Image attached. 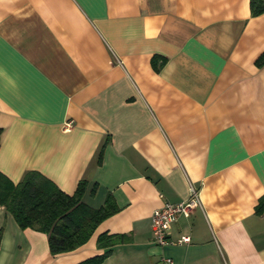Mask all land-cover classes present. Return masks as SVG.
Here are the masks:
<instances>
[{
    "label": "crops",
    "instance_id": "1",
    "mask_svg": "<svg viewBox=\"0 0 264 264\" xmlns=\"http://www.w3.org/2000/svg\"><path fill=\"white\" fill-rule=\"evenodd\" d=\"M263 50L250 0H0V170L87 178L86 202L120 208L52 254L0 205V264H75L102 231L132 241L99 264H264ZM190 185L200 205L170 231L190 241L155 243L153 210Z\"/></svg>",
    "mask_w": 264,
    "mask_h": 264
},
{
    "label": "trees",
    "instance_id": "2",
    "mask_svg": "<svg viewBox=\"0 0 264 264\" xmlns=\"http://www.w3.org/2000/svg\"><path fill=\"white\" fill-rule=\"evenodd\" d=\"M250 10L252 15L264 12V0H250ZM153 63L157 69L155 59ZM255 63L257 66L264 65V50ZM1 131L0 127V134ZM106 143L107 139L104 145ZM102 153L103 146L98 153V163L102 161ZM88 185L89 180L82 178L74 192L68 193L39 170H27L17 182L0 170V205L5 206L21 228L31 227L45 232L52 254L67 252L85 244L98 225L120 209L110 192L100 206L90 205L84 200ZM97 185V182L93 183L90 190L92 194L95 193ZM262 203L257 206L258 212L263 207ZM130 241L132 236L128 233L102 231L96 242L103 251L75 264H99L111 253L114 246Z\"/></svg>",
    "mask_w": 264,
    "mask_h": 264
},
{
    "label": "built area",
    "instance_id": "3",
    "mask_svg": "<svg viewBox=\"0 0 264 264\" xmlns=\"http://www.w3.org/2000/svg\"><path fill=\"white\" fill-rule=\"evenodd\" d=\"M71 126L72 120L64 122V128H69ZM199 205V189L190 185L189 195L185 199L177 202L165 201L162 206L156 207L151 215L153 241L160 245L189 242L190 235L188 234L173 240L170 237L171 227L179 215H189L190 212ZM164 260L168 264L173 262L170 257H166Z\"/></svg>",
    "mask_w": 264,
    "mask_h": 264
}]
</instances>
